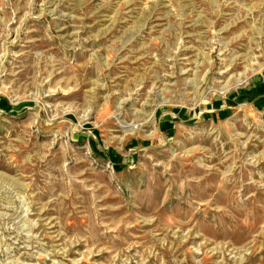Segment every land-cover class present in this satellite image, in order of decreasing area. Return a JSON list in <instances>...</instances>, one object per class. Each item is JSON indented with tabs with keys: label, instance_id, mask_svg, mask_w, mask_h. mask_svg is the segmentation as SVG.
Here are the masks:
<instances>
[{
	"label": "rangeland",
	"instance_id": "obj_1",
	"mask_svg": "<svg viewBox=\"0 0 264 264\" xmlns=\"http://www.w3.org/2000/svg\"><path fill=\"white\" fill-rule=\"evenodd\" d=\"M263 72L264 0H0V264H264Z\"/></svg>",
	"mask_w": 264,
	"mask_h": 264
},
{
	"label": "crops",
	"instance_id": "obj_2",
	"mask_svg": "<svg viewBox=\"0 0 264 264\" xmlns=\"http://www.w3.org/2000/svg\"><path fill=\"white\" fill-rule=\"evenodd\" d=\"M243 95L240 97V100L248 99L250 100L255 106L259 104V106H264V86L259 80L254 82L249 88L243 90Z\"/></svg>",
	"mask_w": 264,
	"mask_h": 264
},
{
	"label": "built area",
	"instance_id": "obj_3",
	"mask_svg": "<svg viewBox=\"0 0 264 264\" xmlns=\"http://www.w3.org/2000/svg\"><path fill=\"white\" fill-rule=\"evenodd\" d=\"M260 82L264 86V72L260 75Z\"/></svg>",
	"mask_w": 264,
	"mask_h": 264
},
{
	"label": "bare ground",
	"instance_id": "obj_4",
	"mask_svg": "<svg viewBox=\"0 0 264 264\" xmlns=\"http://www.w3.org/2000/svg\"><path fill=\"white\" fill-rule=\"evenodd\" d=\"M245 82V79H239L238 84L242 85Z\"/></svg>",
	"mask_w": 264,
	"mask_h": 264
}]
</instances>
